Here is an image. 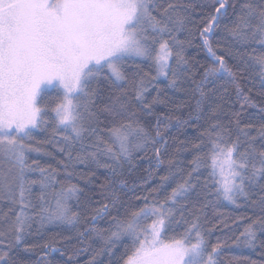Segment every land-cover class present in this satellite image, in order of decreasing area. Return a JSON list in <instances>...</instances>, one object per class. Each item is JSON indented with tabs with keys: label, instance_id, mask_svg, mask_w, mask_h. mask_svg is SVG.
Masks as SVG:
<instances>
[{
	"label": "snow or ice",
	"instance_id": "snow-or-ice-1",
	"mask_svg": "<svg viewBox=\"0 0 264 264\" xmlns=\"http://www.w3.org/2000/svg\"><path fill=\"white\" fill-rule=\"evenodd\" d=\"M201 7L209 11L196 31L212 62L194 72L184 54L194 21L183 0H0V161L8 165L0 172V200L9 201L14 213L0 218V264H54L52 253L66 257L59 264H78L85 253L86 264H221L229 239L259 249L261 259L244 258V264H264V123L253 135V118L243 122L244 107L256 103L252 89L245 93L241 85V78L259 82L264 113V0H210ZM225 75L242 100L240 111L225 112L215 86ZM161 81L167 83L161 87ZM187 81L195 98L188 117L157 111L167 105L166 90L185 91ZM50 96L51 105L45 102ZM209 100L215 104L211 123L192 144L188 170L168 157L158 187L136 197L142 206L123 200L117 193L128 187L125 171L137 167L139 154L151 148L152 168L160 169L165 132L173 121L181 129L194 113L199 119ZM37 132L45 139L37 140ZM47 146L66 157L67 163L60 162L63 179L32 158L51 155ZM100 169L107 175L96 198L79 181L94 183ZM145 171L143 183L154 174ZM161 191L162 200L154 195ZM225 202L246 206L252 215L241 218L247 223L233 220L236 227L230 228V217L218 214L217 223L232 236L210 244L207 237L217 225L207 227L206 209ZM47 228L69 235L60 247L29 242ZM118 245L124 247L119 259ZM37 248L42 254L32 260Z\"/></svg>",
	"mask_w": 264,
	"mask_h": 264
},
{
	"label": "trees",
	"instance_id": "trees-1",
	"mask_svg": "<svg viewBox=\"0 0 264 264\" xmlns=\"http://www.w3.org/2000/svg\"><path fill=\"white\" fill-rule=\"evenodd\" d=\"M210 0H183V3L186 5H190L189 12L192 15L193 24L189 25V28L192 30L193 35L189 37L191 40L190 45H186L185 47V57L188 59L189 64L193 67V71L195 72L196 68H199L201 65L210 64L211 58L209 57L206 49L201 46V38L199 37L196 31V25L200 22L201 17L206 15L209 11L207 8H202V5L208 4ZM229 14L231 13V9L227 10ZM227 21H223L226 23ZM219 31V30H218ZM187 35V34H185ZM182 39L184 36L181 37ZM221 46H223V41H221ZM216 45L214 44V48ZM218 54H222L219 49H217ZM227 59V57H226ZM230 66H232L235 70L236 62L233 60H228ZM145 70H148V65L145 63ZM202 72V69H201ZM196 79L200 78V73L196 74ZM231 77L222 76L220 79L215 81V86L218 90V94L224 96L223 106L225 112H234L241 110L242 100L237 97L235 92L234 85L231 83ZM166 81H161L160 86L163 87L166 84ZM241 85L244 88L245 93H248V89H252L250 95L253 98V101L256 103V107L246 105L243 109L242 116L243 122H248L249 117H252V123L255 127L252 129V134L255 135L256 128L259 127L261 123H264V113L260 112V107L262 103V98L259 96V93L262 91L261 85L257 81L253 84L251 81H246L241 78ZM183 87L186 89L185 91H174L171 89L166 90L167 95L164 97L167 101V105H159L157 107V111L169 112L171 111L172 115H180L182 118H187L190 108L187 105H195V98L192 95L191 88L194 87L191 84V81H187L184 83ZM212 85H208L207 88H211ZM207 88L205 89L207 91ZM155 95V92H153ZM54 100V96L46 97L45 102L52 104ZM217 103H220L217 101ZM178 105H185L177 110ZM215 104L212 100L205 102L202 105V111L199 112V119H196V114L194 113V118L189 120L188 125L184 126L181 129H178L175 121H173L172 126L165 132V137L167 138V155L164 157L165 164L160 169L152 168V161L154 160V153L151 148L146 153H140V159L136 161L137 167L132 170V172L125 171V179L128 180V187H121L118 191V195L129 204L136 206H142L141 201L137 200V196H143L148 194L151 189L158 187L160 184V176L166 174V170L168 168L167 159L168 157L174 156L176 161L178 162L179 167L184 168L185 171L190 167L189 161L192 159L195 154V150L192 148V144L197 142V137L200 132L208 127L209 123H211L210 116L213 111ZM217 115L220 116L222 122H227V117L224 113L218 112ZM145 120L149 121L152 125L155 124L154 117H145ZM37 140L45 139L44 133H35ZM159 147V145H157ZM177 149H182L177 152ZM46 150L51 153V155H37L35 153L32 154L33 159L39 160L41 166L43 167H51L57 169L60 175L57 177L58 179L64 178V170L63 166L60 163L64 161L67 163L66 157L59 153L56 148L52 146H47ZM8 165L6 162L0 161V172H6ZM145 169H149L153 171V176L148 180L147 183H143L141 181L142 177L147 176V172ZM78 171H83V168H78ZM204 175L201 176L200 180L203 183L204 179L207 176V172L203 169ZM33 178H38V173L32 174ZM107 175L106 170L100 169L97 172V177L94 178V183L86 184L85 181H79L80 186L85 188V191L89 194L95 193L96 198L100 197V187L99 185L104 183L105 176ZM181 180V176L179 174L175 177V182L178 183ZM73 183H77V179H73ZM176 183H172L170 187L167 188V191H171V187H175ZM38 187H34L32 191V199L35 202V197L38 194ZM165 192L161 191L158 194L159 198L162 200L165 196ZM257 198L256 196L253 197ZM242 203V202H241ZM12 205L7 200H0V218L3 217L4 213H8L9 216H12L14 213L11 211ZM18 210V208H17ZM252 209L247 208L246 206H242L237 209L233 205L227 204L226 202L220 206H218L215 210L210 206L206 209L207 216L209 218L210 223L207 227L211 228L212 224H216L217 227L212 230L211 235L207 237L210 244H214L217 241V238L224 239L225 236H232V233L229 229L224 228L222 224H218L217 221L220 218L218 214H223V216L230 217L228 223L230 228H235L236 225L232 223L233 220H236L237 223H247V221H242L241 218L245 216L252 215ZM100 226H105L104 222L101 221ZM182 231V229H179ZM242 230V227L240 228ZM238 234V233H237ZM69 233L66 230L57 229V228H47L43 230L42 238L41 236H30L29 242L34 244H44V243H54L56 247H60L62 243L63 236H67ZM171 235V233H169ZM130 243V242H129ZM124 252V247L122 245L117 246L116 256L119 259L121 254ZM41 250L37 248L35 250V254L31 257L32 260H35L39 255H41ZM88 253L82 254L77 257L78 264H86V261L89 259ZM24 259H28L27 256L22 254ZM244 258H250L251 260L259 261L261 257L259 256V249L255 252L251 249L245 247L236 246L231 239L228 240L227 247L223 248L221 252V256L219 257L221 264H244ZM49 259L54 261V264H59L60 261L66 259V257H61L59 253H52ZM122 264V262H121Z\"/></svg>",
	"mask_w": 264,
	"mask_h": 264
}]
</instances>
